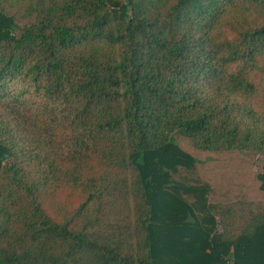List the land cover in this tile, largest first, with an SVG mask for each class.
<instances>
[{
  "label": "trees",
  "instance_id": "16d2710c",
  "mask_svg": "<svg viewBox=\"0 0 264 264\" xmlns=\"http://www.w3.org/2000/svg\"><path fill=\"white\" fill-rule=\"evenodd\" d=\"M177 133L264 158V0H0V264H264Z\"/></svg>",
  "mask_w": 264,
  "mask_h": 264
},
{
  "label": "rangeland",
  "instance_id": "374dc122",
  "mask_svg": "<svg viewBox=\"0 0 264 264\" xmlns=\"http://www.w3.org/2000/svg\"><path fill=\"white\" fill-rule=\"evenodd\" d=\"M174 143L195 160L192 170L179 169L173 179L186 185H209L213 193L208 202L218 219V232L224 231L229 237L237 236L246 226L250 213L264 212V194L259 191L256 182L257 173L262 172L264 158L247 152L240 164L235 156L228 162L215 159V154L194 150L189 140L181 134H174ZM239 159V158H238ZM213 167L211 170L208 168ZM264 193V192H263ZM220 219H224L222 221Z\"/></svg>",
  "mask_w": 264,
  "mask_h": 264
}]
</instances>
